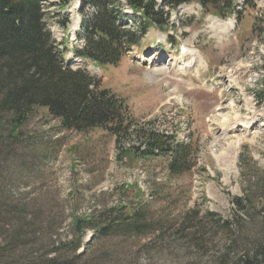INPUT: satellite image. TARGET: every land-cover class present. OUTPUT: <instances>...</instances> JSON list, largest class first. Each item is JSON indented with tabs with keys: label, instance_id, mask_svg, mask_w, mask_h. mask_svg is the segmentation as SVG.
I'll list each match as a JSON object with an SVG mask.
<instances>
[{
	"label": "rangeland",
	"instance_id": "1",
	"mask_svg": "<svg viewBox=\"0 0 264 264\" xmlns=\"http://www.w3.org/2000/svg\"><path fill=\"white\" fill-rule=\"evenodd\" d=\"M80 1L42 0L65 60L82 45ZM238 4L239 18L220 21L211 6L181 4L116 65H81L136 122L190 144L180 172L166 156L118 150L101 127L63 128L42 106L15 137L0 122V264H230L246 255L263 215L256 207L236 219L232 200L247 185L256 200L263 194L264 0ZM90 216L97 229L83 221Z\"/></svg>",
	"mask_w": 264,
	"mask_h": 264
},
{
	"label": "trees",
	"instance_id": "2",
	"mask_svg": "<svg viewBox=\"0 0 264 264\" xmlns=\"http://www.w3.org/2000/svg\"><path fill=\"white\" fill-rule=\"evenodd\" d=\"M191 1L211 6L220 17L241 16L236 8L238 0H81L82 45L73 52L101 66L116 65L133 45L141 47L150 27L162 30L169 11ZM253 1L243 0V4ZM86 7L91 9L85 13ZM45 15L42 0H0V122L7 125L6 137H15L32 109L42 106L59 118L63 128L81 131L101 127L114 135L118 150L139 157L166 156L170 173L184 169L190 144L176 140L174 132L168 135L153 128L152 121L145 128L134 120L123 98L109 88H100V80L85 68H73L70 60L63 59ZM125 18L138 20L133 25L130 19V27ZM67 23L62 25L64 30ZM257 181L263 194L256 200L247 185L248 191L244 189V195L232 200V217L243 219L249 209L258 207L264 219V173ZM83 221L90 228L99 227L91 216ZM79 222L76 218V227ZM252 239L246 255L230 264H264V230Z\"/></svg>",
	"mask_w": 264,
	"mask_h": 264
},
{
	"label": "bare ground",
	"instance_id": "3",
	"mask_svg": "<svg viewBox=\"0 0 264 264\" xmlns=\"http://www.w3.org/2000/svg\"><path fill=\"white\" fill-rule=\"evenodd\" d=\"M213 21H220V20H218V18H216V17H210ZM227 23V22H226ZM223 24H225V23H223ZM227 24H231V21H228V23ZM199 67H202V64L200 63V65H199ZM200 73V72H199ZM237 85H240V81H239V79L237 78V80H236V82H235ZM226 119H228V118H225V120ZM234 146H235V148L237 147V144H239V141L238 140H236V141H234Z\"/></svg>",
	"mask_w": 264,
	"mask_h": 264
}]
</instances>
